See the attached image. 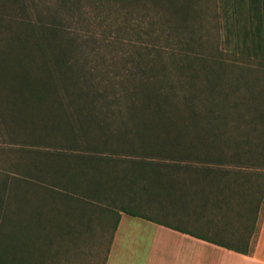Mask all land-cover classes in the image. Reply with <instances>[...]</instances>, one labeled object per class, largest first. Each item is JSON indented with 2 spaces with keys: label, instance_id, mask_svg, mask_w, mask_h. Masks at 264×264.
<instances>
[{
  "label": "trees",
  "instance_id": "trees-1",
  "mask_svg": "<svg viewBox=\"0 0 264 264\" xmlns=\"http://www.w3.org/2000/svg\"><path fill=\"white\" fill-rule=\"evenodd\" d=\"M238 8L0 0V264H47L50 201L165 223L218 210L226 186L264 192V64L240 50ZM237 212L243 232L193 236L249 254L257 210Z\"/></svg>",
  "mask_w": 264,
  "mask_h": 264
},
{
  "label": "crops",
  "instance_id": "crops-1",
  "mask_svg": "<svg viewBox=\"0 0 264 264\" xmlns=\"http://www.w3.org/2000/svg\"><path fill=\"white\" fill-rule=\"evenodd\" d=\"M238 11L240 50L249 54L254 45L256 62L264 64V0H239ZM250 12L255 14L252 19ZM230 38L226 46L232 50L235 37ZM257 184L254 190L253 185L247 183L242 187L226 186L224 202L219 204L218 210L211 205L215 200L212 197L206 205L207 211L198 205L191 215L169 214V221L165 223L131 216L80 197L64 203L50 201L46 209L49 220L53 221L46 232L59 234L47 245V264H264V192ZM39 205L35 210L39 211ZM241 209H250V220L255 219L254 210H257L253 230L256 234L251 239L249 254L243 255L193 236L243 232L235 222L246 218L238 217L237 210ZM175 228L192 233H181Z\"/></svg>",
  "mask_w": 264,
  "mask_h": 264
},
{
  "label": "rangeland",
  "instance_id": "rangeland-1",
  "mask_svg": "<svg viewBox=\"0 0 264 264\" xmlns=\"http://www.w3.org/2000/svg\"><path fill=\"white\" fill-rule=\"evenodd\" d=\"M6 145H9V143L8 142H7V144L3 143V141L0 140V147H5ZM156 217L158 220H161V221H165V222L169 221L166 216H162L161 214L157 215ZM11 232H19V231L15 230V231H11ZM30 233H32V232H30Z\"/></svg>",
  "mask_w": 264,
  "mask_h": 264
}]
</instances>
